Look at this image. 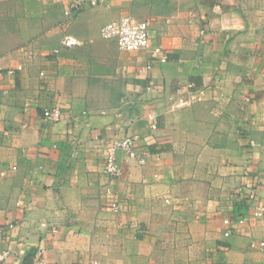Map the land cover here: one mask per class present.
I'll list each match as a JSON object with an SVG mask.
<instances>
[{"label":"crops","instance_id":"obj_1","mask_svg":"<svg viewBox=\"0 0 264 264\" xmlns=\"http://www.w3.org/2000/svg\"><path fill=\"white\" fill-rule=\"evenodd\" d=\"M69 4L0 0L5 264H264V0ZM123 15L165 62L100 37ZM65 35L80 45L52 55ZM132 134L146 162L118 152L109 180L103 143Z\"/></svg>","mask_w":264,"mask_h":264},{"label":"built area","instance_id":"obj_2","mask_svg":"<svg viewBox=\"0 0 264 264\" xmlns=\"http://www.w3.org/2000/svg\"><path fill=\"white\" fill-rule=\"evenodd\" d=\"M98 3L99 0H70L69 8L64 12V16L69 17L72 14L80 12L86 5L93 7L97 6ZM100 37L103 40H114L121 51L136 52L139 50H146L150 52L152 58H158L162 63L165 62L166 57L164 51L157 47H150L148 19H137L130 15L120 16L118 19L105 24L100 29ZM78 45H80V41L75 36L65 35L60 42L59 48L52 51V55L57 56L61 50L71 49ZM17 69L20 70L21 67ZM40 75L42 76L43 73H40ZM182 104H188L187 100L182 101ZM42 114L43 120L46 123H57L62 119V111L56 105L43 110ZM151 127L155 128L154 125H151ZM138 141L139 136L137 134H132L122 139L112 140L106 144L103 143L107 149L103 173L109 180H116L122 176V171L116 158V153L118 152L124 154L127 158L134 159L139 165L145 164L147 152L138 147ZM104 192L111 198V210L115 213L118 212L120 206L116 193L109 186L104 188ZM263 213L264 208L258 207L252 212V215L255 218H261ZM237 222L243 223L244 220L240 219ZM222 223L225 227L223 236L228 237L231 233L232 221L229 218H225ZM249 247L251 249H263L264 239L251 242ZM8 255L9 253L7 251L0 252V264H5ZM40 264L46 263L41 262ZM88 264H100V262L91 260Z\"/></svg>","mask_w":264,"mask_h":264}]
</instances>
